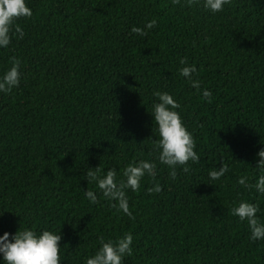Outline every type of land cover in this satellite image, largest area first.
<instances>
[{
	"label": "trees",
	"instance_id": "16d2710c",
	"mask_svg": "<svg viewBox=\"0 0 264 264\" xmlns=\"http://www.w3.org/2000/svg\"><path fill=\"white\" fill-rule=\"evenodd\" d=\"M25 2L33 15L17 21L23 39L0 47V79L20 60L19 85L0 92V237L60 234V264H86L101 238L126 234L133 254L122 264H264V239L252 240L232 214L252 203L264 223V194L254 187L264 175V0H232L216 13L203 0ZM186 66H195L200 90L180 74ZM157 91L180 105L200 157L187 172L178 165L174 179L158 159ZM142 160L156 175L126 190L132 219L86 174L115 169L119 181ZM222 164L228 171L212 180Z\"/></svg>",
	"mask_w": 264,
	"mask_h": 264
},
{
	"label": "clouds",
	"instance_id": "9594fccd",
	"mask_svg": "<svg viewBox=\"0 0 264 264\" xmlns=\"http://www.w3.org/2000/svg\"><path fill=\"white\" fill-rule=\"evenodd\" d=\"M201 0H187L189 6L200 4ZM232 0H203V7L213 13L223 11L224 5L231 4ZM173 4H180V0H173ZM32 10L26 5L25 0H0V47H7L11 43L13 35L18 39H23V31L17 21L21 18H31ZM156 20H152L145 25L146 29H152L156 26ZM132 33L140 36H147V31L140 27H133ZM12 67L8 70L2 79H0V92H11L20 82V60L16 57L11 58ZM180 63L187 64L186 59ZM196 72L195 66H186L180 70V74L188 78L193 88L200 90V82L193 80V73ZM158 97L159 103L154 105L153 117L158 127L159 141L156 147L160 150L159 161L167 165L172 171L171 178L176 177V167L185 166L183 171H189L186 166L189 161L199 163L200 157L194 151L195 141L192 134L185 127L179 113L174 109L180 108V105L168 93L154 92ZM203 97L211 102V92L203 91ZM260 160L259 168L264 170V150L258 153ZM228 171V166L222 164L218 170H212L209 176L212 180H219ZM101 169L87 172L88 181H95L104 198L114 201L113 207L134 219L129 209L126 190L139 191L141 180L147 174L153 179L156 175V165L148 161H140L137 164H129L123 170L125 179L117 180L115 169L108 170L105 176L100 175ZM238 183L245 188H252L253 185L247 182V177H241ZM255 189L264 194V175H261L255 185ZM150 193H159L161 186L157 184L154 188L148 189ZM86 197L92 203H98L97 196L92 191H86ZM258 206L248 202H241L232 209V214L239 217L241 221H247L250 228L251 239H264V223L257 218ZM60 241L61 235L52 231L45 230L37 235L33 230L17 231L9 240V233L5 232L0 237V253L6 264H60ZM101 247L94 256L88 258L86 264H122L125 256H131L133 249V237L126 234L116 242H104L101 238Z\"/></svg>",
	"mask_w": 264,
	"mask_h": 264
}]
</instances>
